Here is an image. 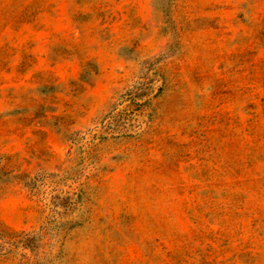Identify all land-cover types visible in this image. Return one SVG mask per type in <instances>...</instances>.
<instances>
[{
  "label": "rangeland",
  "instance_id": "rangeland-1",
  "mask_svg": "<svg viewBox=\"0 0 264 264\" xmlns=\"http://www.w3.org/2000/svg\"><path fill=\"white\" fill-rule=\"evenodd\" d=\"M0 264H264V0H0Z\"/></svg>",
  "mask_w": 264,
  "mask_h": 264
}]
</instances>
